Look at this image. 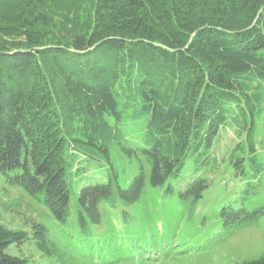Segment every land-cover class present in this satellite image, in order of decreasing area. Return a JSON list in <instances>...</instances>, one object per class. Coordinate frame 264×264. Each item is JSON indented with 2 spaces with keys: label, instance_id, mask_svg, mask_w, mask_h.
<instances>
[{
  "label": "trees",
  "instance_id": "1",
  "mask_svg": "<svg viewBox=\"0 0 264 264\" xmlns=\"http://www.w3.org/2000/svg\"><path fill=\"white\" fill-rule=\"evenodd\" d=\"M259 122L264 0H0V177L54 222L0 223V264L31 262L26 245L58 264L156 257L254 227ZM228 124L241 140L219 158ZM222 164L239 183L196 214Z\"/></svg>",
  "mask_w": 264,
  "mask_h": 264
},
{
  "label": "rangeland",
  "instance_id": "2",
  "mask_svg": "<svg viewBox=\"0 0 264 264\" xmlns=\"http://www.w3.org/2000/svg\"><path fill=\"white\" fill-rule=\"evenodd\" d=\"M245 86L255 87L256 82L245 83ZM258 127L259 154L264 157V123L259 122ZM239 140H241L240 134L236 132L234 126L228 124L220 131L214 144L213 150L216 156L221 158L226 155ZM224 165L226 164H222L211 177L209 176L210 185L196 206V214L215 213L221 195L239 183L232 177L231 169ZM132 171L133 169H130L127 174H131ZM245 204L247 206L264 204V183L259 194L250 195ZM27 218L44 225L50 232L54 228L52 216L44 206L34 201L22 189L7 186L0 177V223L13 230L28 231ZM21 251L25 257L32 259L28 264H58L54 259L42 257L33 246L26 245ZM10 253L17 256L20 254L14 249H11ZM262 254H264V217L260 218L254 227L228 232L222 237L212 235L202 242L180 241L173 244L169 240L168 244L161 245L160 254L156 257L148 255L125 259L126 256L119 253L113 255L105 253L90 262L80 261L76 264H236L257 259Z\"/></svg>",
  "mask_w": 264,
  "mask_h": 264
}]
</instances>
